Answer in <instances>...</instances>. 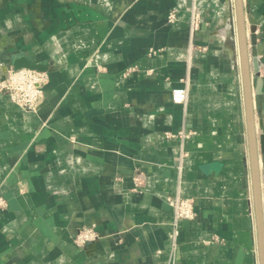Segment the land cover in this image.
I'll return each instance as SVG.
<instances>
[{
    "label": "crops",
    "instance_id": "1",
    "mask_svg": "<svg viewBox=\"0 0 264 264\" xmlns=\"http://www.w3.org/2000/svg\"><path fill=\"white\" fill-rule=\"evenodd\" d=\"M231 5L0 0V76L21 55L50 78L37 111L0 92V264H260ZM245 11L253 89L248 18L259 21L264 209V0H245ZM186 87L185 102L173 91ZM182 129L194 134L165 137ZM176 195L195 201L196 216L180 222L174 246ZM89 225L100 237L79 247L74 236Z\"/></svg>",
    "mask_w": 264,
    "mask_h": 264
},
{
    "label": "built area",
    "instance_id": "2",
    "mask_svg": "<svg viewBox=\"0 0 264 264\" xmlns=\"http://www.w3.org/2000/svg\"><path fill=\"white\" fill-rule=\"evenodd\" d=\"M178 16V10L173 9L168 15L169 23H173ZM201 13L198 4H195L192 19H191V35L194 40L196 32L200 29ZM206 49L205 46L202 47ZM156 52V51H153ZM136 67H130L123 74L128 76L131 71H135ZM49 73L47 71L32 69V68H19L7 66L0 76V92L6 93L9 98L27 111H37L40 107L42 99L45 95V86L49 82ZM174 96L183 99L185 102L188 97V88L175 89ZM194 134L193 131H185L184 129L173 132L166 131V138L179 137L182 141L187 140ZM188 153L181 150V160H184ZM136 181L139 175L135 177ZM168 200L173 205L174 219L172 222L173 228V245L175 246L180 234V222L182 220L194 219L196 216L195 201L191 198L181 197L176 195L169 197ZM7 202L3 197H0V207H6ZM100 234L95 225L84 226L78 230L74 236V242L79 247H85L88 243L99 239ZM214 240H219L217 236Z\"/></svg>",
    "mask_w": 264,
    "mask_h": 264
},
{
    "label": "water",
    "instance_id": "3",
    "mask_svg": "<svg viewBox=\"0 0 264 264\" xmlns=\"http://www.w3.org/2000/svg\"><path fill=\"white\" fill-rule=\"evenodd\" d=\"M230 22L233 25L232 34L238 37L239 48H240V62L242 70V83L245 101V117L247 124L249 150L251 158V170L253 180V195L254 205L256 213V224L259 242V257L260 264H264V209L261 193V176L259 167V156H258V135L255 120V109H254V95H261L263 79L260 76V60L258 50V33L256 32V26L259 21L252 16H249L250 23V39H251V56L253 62V74L258 76L257 85L253 89L252 85V71L250 65V52L247 42V26H246V11H245V0H234V5L229 8ZM236 24V26H234ZM236 27V28H235ZM13 67L19 68H32L44 71L45 66L39 64L31 59H27L21 55H17L13 62ZM260 139L263 143L264 137L260 135ZM262 149L264 146L262 145Z\"/></svg>",
    "mask_w": 264,
    "mask_h": 264
}]
</instances>
